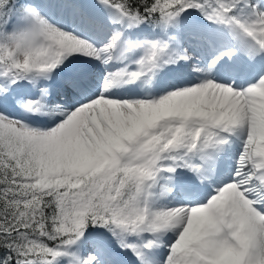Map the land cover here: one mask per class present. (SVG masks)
Wrapping results in <instances>:
<instances>
[{"label": "snow or ice", "instance_id": "1", "mask_svg": "<svg viewBox=\"0 0 264 264\" xmlns=\"http://www.w3.org/2000/svg\"><path fill=\"white\" fill-rule=\"evenodd\" d=\"M0 264H264V0H0Z\"/></svg>", "mask_w": 264, "mask_h": 264}]
</instances>
